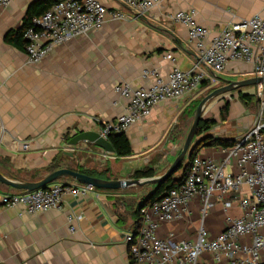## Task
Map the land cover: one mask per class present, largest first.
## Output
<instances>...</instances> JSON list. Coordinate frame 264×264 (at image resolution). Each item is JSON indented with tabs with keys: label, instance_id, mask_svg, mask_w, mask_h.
<instances>
[{
	"label": "crops",
	"instance_id": "1",
	"mask_svg": "<svg viewBox=\"0 0 264 264\" xmlns=\"http://www.w3.org/2000/svg\"><path fill=\"white\" fill-rule=\"evenodd\" d=\"M50 1L58 0H11L0 14V118L6 130L0 145V174L9 180L38 182L59 169L89 172L101 180H133L136 171L147 167L154 177L162 175L182 149L194 103L204 92L213 91L209 82L192 96L157 104L145 120L129 129L125 136L132 156L128 158L116 159L93 145L72 148L67 142L74 134L96 132L103 123L117 121L126 105L114 92L117 86L128 83L147 89L151 83L141 77L145 71L155 70L166 78L174 66L181 71L193 67L196 50L187 29L168 16L194 11L196 23L210 31L208 41L230 22L256 14L264 18V0H163L137 18L116 0H98L108 10L121 12L125 20L106 21L98 31L53 48L39 65L31 66L23 50L6 43V36L23 26L32 4ZM166 55L175 63L166 60ZM203 72L206 79L210 77ZM252 78L251 65L229 63L217 87ZM253 87L242 89V93L250 94ZM226 101L228 109L219 120L208 114L216 103L224 107V99L208 104L203 116L215 125L194 141H237L254 127L253 99L242 102L235 93ZM23 144L28 145L26 150ZM223 150L206 145L197 157L220 161ZM53 166L56 168L50 170ZM53 184L85 190L71 179ZM154 188H86L85 195L63 194L60 211L29 216L20 215V208L2 206V197L20 192L0 184V264H131L125 237L134 231L135 209ZM199 207L195 199L189 217L161 224L159 238L193 241ZM69 216L77 218L71 225ZM241 216L236 205L224 210L217 203L204 226L214 238L224 229L227 217ZM200 264L224 263H215L211 255L203 254Z\"/></svg>",
	"mask_w": 264,
	"mask_h": 264
},
{
	"label": "built area",
	"instance_id": "2",
	"mask_svg": "<svg viewBox=\"0 0 264 264\" xmlns=\"http://www.w3.org/2000/svg\"><path fill=\"white\" fill-rule=\"evenodd\" d=\"M135 18L144 16L161 5L163 0H116ZM11 0H0V14ZM195 12L179 11L168 16L171 22L187 29L190 43L196 50V63L189 71L174 66L166 78L157 71H145L149 88L123 83L114 92L126 100L123 114L114 123H103L99 136L125 134L145 120L159 103L181 100L196 94L209 82L219 86V76L229 63L252 66L255 78L264 77V18L253 15L247 20L230 22L211 40L210 31L195 21ZM118 11L108 10L98 0H58L47 11L30 21L23 32L27 63L39 65L55 47L98 31L106 21H124ZM165 59L175 63L171 55ZM203 70L209 73L206 75ZM208 85V84H207ZM218 88V87H217ZM216 88V89H217ZM262 88V86H258ZM263 106V104H262ZM264 123L256 120L233 146L223 150L220 161L193 158L181 184L167 191L160 200L138 211L140 226L137 233L125 237L131 264H200L203 254L211 255L215 263L264 264ZM6 130L0 118V145ZM27 144L22 145L26 150ZM244 189H246L244 191ZM85 190H87L85 188ZM85 190L51 184L31 193H18L1 198L2 206L20 208V215H34L61 210L65 193L85 195ZM198 199L199 224L193 241L162 240L158 236L161 224L172 223L190 216V205ZM221 203L224 210L236 205L242 216L227 217L224 229L211 238L204 220ZM76 217H67L72 224ZM70 232L74 227H70Z\"/></svg>",
	"mask_w": 264,
	"mask_h": 264
},
{
	"label": "water",
	"instance_id": "3",
	"mask_svg": "<svg viewBox=\"0 0 264 264\" xmlns=\"http://www.w3.org/2000/svg\"><path fill=\"white\" fill-rule=\"evenodd\" d=\"M251 86H264L263 78H252L244 81L229 82L227 85L214 89L207 94L198 104L191 127L187 133L185 141L179 155L174 159L172 164L166 169V171L158 176L149 179H133V180H101L91 176L84 175L79 172H75L68 169H59L53 171L45 178L38 182H19L15 180L6 179L0 174V184L11 188L20 193H31L40 189H45L48 185H51L62 179H71L76 183L84 186L88 189L104 190V191H119L130 187H151L154 186V190L139 205L142 208L145 202H147L155 192L162 186L167 180L183 166V162L191 157L195 148L203 142L206 138L195 140L198 124L204 113V110L208 104L216 98H219L227 93H231L237 90H241ZM93 145L100 149L105 154L113 155V149L107 139H103L95 131H83L74 134L71 139L67 142V146L72 148H80V145ZM163 197L160 196L157 200Z\"/></svg>",
	"mask_w": 264,
	"mask_h": 264
},
{
	"label": "trees",
	"instance_id": "4",
	"mask_svg": "<svg viewBox=\"0 0 264 264\" xmlns=\"http://www.w3.org/2000/svg\"><path fill=\"white\" fill-rule=\"evenodd\" d=\"M55 2L56 1H50V2H45V3L37 2V3L32 4L28 8V11H27L26 16L24 18L23 26L20 29H18L17 31H13L10 34H8L6 36V43L16 47L19 50L24 51L25 43L22 39V36H23V32L25 31V29L30 25L31 19L34 17H38V16L42 15ZM235 93L237 94L238 98L242 102L248 103L252 100L251 96L244 95L242 93V89L231 92V93H227V94L219 97L220 99H224V107L222 109V112H223L222 117L223 118H224V114H226V111L228 109V103L226 100L230 99ZM200 101L201 100H197L195 105L193 106V110H192L193 113H195V110H196L198 104L200 103ZM214 125H215V123L213 121L205 120L204 116L202 115L201 120H200L198 127H197L195 138L206 133ZM107 140L113 149V152H114L113 157H115L116 159L128 158V157L132 156V149H131L130 143H129L127 137L125 136V134H111L108 136ZM235 142L236 141H224V140H216V139L206 138L203 142H201L195 148L191 157L183 162V166L180 169H178L167 180L166 183H164L162 186H160V188L155 192V195L152 196L147 202H145L142 207L148 205L151 202L156 201L157 198L164 195L167 191L174 189V188H177L181 184V182L183 181V179L185 178V176L188 173L189 165H190L191 161L193 160V158H195L197 156L198 151L201 147L207 145L210 147H220L222 149H226V148L233 146ZM55 168L56 167L53 166L50 168V170H54ZM79 173H82V174L87 175V176L95 177L92 173H89V172H79ZM176 174H179V175L176 176ZM154 176H155L154 171L151 168L147 167V168H144L140 171H136L133 175V179H149V178H153ZM142 203H143V201L140 204H142ZM139 209L140 208L138 206L134 211V217L136 218L134 231L132 232L134 235L137 233L139 226H140L139 225L140 219H139V215H138Z\"/></svg>",
	"mask_w": 264,
	"mask_h": 264
},
{
	"label": "rangeland",
	"instance_id": "5",
	"mask_svg": "<svg viewBox=\"0 0 264 264\" xmlns=\"http://www.w3.org/2000/svg\"><path fill=\"white\" fill-rule=\"evenodd\" d=\"M216 89V88H214ZM213 89V90H214ZM253 92H251L250 94L248 93L247 95L248 96H251L252 99H253V102H254V108H255V114H256V120L260 119V121L262 123H264V86H262V88H258V86H255L253 87ZM207 95V92L203 93L200 97V99L198 100H202L205 96ZM195 104V103H194ZM263 104V106H262ZM209 106V105H208ZM193 109V107L191 108V110ZM222 109H223V104H214L213 108H212V112H210L208 114V117L209 118H215L217 120L223 118L221 113H222ZM190 116H192V118L190 119L189 124L187 125L188 126V131L191 127V124H192V121H193V113L191 111L190 113ZM188 131L186 132V135L188 133ZM186 135L184 136V139L182 141V144L184 143V140L186 138ZM163 171H161L160 174H162ZM179 175V174H176V176ZM148 191L150 188H146Z\"/></svg>",
	"mask_w": 264,
	"mask_h": 264
}]
</instances>
